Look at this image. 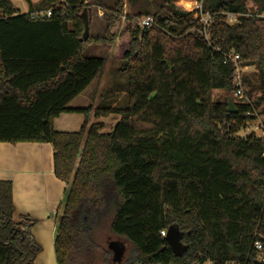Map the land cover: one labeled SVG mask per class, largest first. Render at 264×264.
<instances>
[{
	"label": "trees",
	"instance_id": "16d2710c",
	"mask_svg": "<svg viewBox=\"0 0 264 264\" xmlns=\"http://www.w3.org/2000/svg\"><path fill=\"white\" fill-rule=\"evenodd\" d=\"M124 2L101 5L108 17L102 39H116L111 30ZM199 2L201 10L187 11L177 0H127L119 56L130 104L97 107L96 119L120 115L104 132L103 122L89 123V108L69 107L106 64L84 55L91 41L81 40L85 0H50L51 17L0 0V142L53 146L55 175L67 184L58 264H183L200 255L245 261L264 235V138L238 134L254 109L234 102L229 112L228 99H213L214 90H236L227 60L234 53L256 68L264 101V18L251 11L263 12L264 0ZM201 13L211 18L207 38ZM228 13L238 22L228 23ZM146 16L154 23L142 30L137 21ZM64 113L85 115L79 130L55 128ZM14 214L13 184L0 179V264H35L42 250L36 220ZM107 226L132 244L126 261L98 241ZM172 226L186 247L179 257L161 235Z\"/></svg>",
	"mask_w": 264,
	"mask_h": 264
},
{
	"label": "rangeland",
	"instance_id": "374dc122",
	"mask_svg": "<svg viewBox=\"0 0 264 264\" xmlns=\"http://www.w3.org/2000/svg\"><path fill=\"white\" fill-rule=\"evenodd\" d=\"M14 8L20 13H26L29 11V5L27 0H10ZM33 3H39L43 0H31ZM193 6H183L184 0H177V5L187 11H192L197 8L198 0H193ZM86 8L90 9L88 13L90 39L88 44L84 46V55L86 56H101L106 59L105 67L103 68L99 77L89 86L82 94L77 96L72 104L74 108H89V123L101 121L104 123L103 131H111L116 123L120 119L119 114H110L108 116L101 117L100 119L95 118V112L97 107L101 109H107L110 107L127 108L130 104V96L128 91V72L123 69L124 62L119 56V53L124 48L123 46V25L126 22L124 14L128 12L127 0L123 5L122 16L117 22L115 27L111 30L112 33L116 34V39L112 42L104 40L102 37L108 35V17L104 7L109 8L116 7V0H85ZM199 4V3H198ZM120 14V13H119ZM84 32V31H83ZM100 37V40H97ZM247 72V73H246ZM245 73L248 75L246 82H244V97L239 99L235 96V92L228 94L224 90H214V100H224L232 98L234 102H245L251 104L254 111L248 116H255V119L249 120L247 125L239 130L238 134L241 136L250 135L255 133L261 135L264 138V101L261 100V91L258 87L257 70L254 67H250ZM85 121V115L83 113H70L65 117L60 118L55 123L57 130L73 132L80 129ZM55 237L56 231L53 235L52 248L44 251L47 260L43 264H58L55 251ZM98 241L105 248H110V243L113 244L118 241L124 248L123 262L131 257L133 253V246L130 242L114 236L107 227L100 229L97 233ZM112 247V246H111ZM118 247H120L118 245ZM42 253V250L41 252ZM39 253V254H40ZM37 255V257L39 256ZM35 259V264L38 263V259Z\"/></svg>",
	"mask_w": 264,
	"mask_h": 264
},
{
	"label": "crops",
	"instance_id": "0c3cea01",
	"mask_svg": "<svg viewBox=\"0 0 264 264\" xmlns=\"http://www.w3.org/2000/svg\"><path fill=\"white\" fill-rule=\"evenodd\" d=\"M67 114L70 113L56 118L54 125ZM53 154L51 143L0 142V179L13 184L15 220L20 216L36 220L32 233L42 246V253L37 257L39 264L47 260L44 251L52 248L67 193V184L55 175Z\"/></svg>",
	"mask_w": 264,
	"mask_h": 264
},
{
	"label": "built area",
	"instance_id": "2783aa9c",
	"mask_svg": "<svg viewBox=\"0 0 264 264\" xmlns=\"http://www.w3.org/2000/svg\"><path fill=\"white\" fill-rule=\"evenodd\" d=\"M199 3V4H198ZM197 8L201 10V4L198 0ZM256 16L263 17L264 18V11L261 13H253ZM35 16L40 17H51L52 11L49 9L42 10V11H36L34 12ZM125 17V15H124ZM238 15L234 13H228L227 14V22L230 24H234L238 22ZM201 22L204 24V34L207 38L208 32L207 29L211 24V18L208 14L201 13ZM154 23V17L152 16H146L142 19L137 21V24L140 26L142 30L149 29ZM227 60H231L235 64L234 69V83L236 86L235 90V96L239 99H242L244 97V80L243 76L247 73L246 71L252 67L250 65H242L240 63V56L238 54L230 53L227 56ZM246 72V73H245ZM264 129V128H262ZM261 136V135H260ZM168 229L162 230L161 235L166 238ZM250 250L253 255H249L245 261H238V260H224V261H218L216 259H213L211 257H204L200 255L197 259L192 260L187 263L183 264H256V262H260L264 264V235H260L259 237H256L252 243ZM170 264H178V263H170Z\"/></svg>",
	"mask_w": 264,
	"mask_h": 264
},
{
	"label": "water",
	"instance_id": "95a60500",
	"mask_svg": "<svg viewBox=\"0 0 264 264\" xmlns=\"http://www.w3.org/2000/svg\"><path fill=\"white\" fill-rule=\"evenodd\" d=\"M28 5H29V11L30 13L36 12V11H42L50 8V0H43L39 3H33L31 0H27ZM252 13L255 12V9H251ZM90 12V9H85L82 18L84 22V32L81 37L82 41H87L89 36H90V29H89V19H88V13ZM234 104H233V99L229 98V112H233ZM181 238H182V233L179 231V229L176 226H172L168 229L166 240L173 252V254L177 257L183 255V253L186 250V247L181 243ZM118 245L120 247H118ZM112 248L116 250V255L123 254L124 248L121 246L120 243L115 242L112 244ZM256 264H263L260 262H256Z\"/></svg>",
	"mask_w": 264,
	"mask_h": 264
},
{
	"label": "bare ground",
	"instance_id": "6f19581e",
	"mask_svg": "<svg viewBox=\"0 0 264 264\" xmlns=\"http://www.w3.org/2000/svg\"><path fill=\"white\" fill-rule=\"evenodd\" d=\"M185 3H183V6H188V8H191L193 6L194 1L193 0H184Z\"/></svg>",
	"mask_w": 264,
	"mask_h": 264
}]
</instances>
